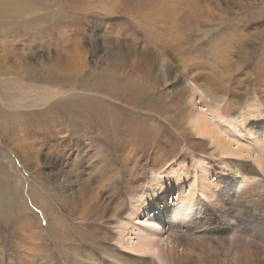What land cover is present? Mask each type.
Masks as SVG:
<instances>
[{"label": "rangeland", "instance_id": "374dc122", "mask_svg": "<svg viewBox=\"0 0 264 264\" xmlns=\"http://www.w3.org/2000/svg\"><path fill=\"white\" fill-rule=\"evenodd\" d=\"M104 1L0 0V65L4 66L0 69V120L13 118V114V119H17L25 112L41 110L43 106L38 103H55L65 98L66 94L50 97L51 87L47 92L36 91L27 89L26 84H34V88L51 84L45 76L58 73L57 59L71 58L75 53L84 57L87 65L84 75L66 81L72 84L68 95L84 93L110 103L104 88L97 86L102 82L107 85L110 72L113 75L109 69L113 56L108 48L118 43L125 45L123 53L127 57L123 58L127 67L117 84L133 82L136 74L150 67L157 79L154 96L162 95L159 103H152L153 93L147 89L146 99L135 108L134 95L123 93L128 100L111 103L112 108L123 106L125 110L120 125L110 127L104 122L106 127H98L91 121L93 116L79 123L70 137V131L62 133L52 124L64 117V103H58L53 117L39 125L28 128L13 120L12 128H0V168L7 166L8 179L16 188L22 186L19 197L28 201L36 216L32 223L25 221L24 211L0 216V251L4 252L0 253V264H160L154 251L138 255L130 248L136 241L131 224L140 218L143 227L148 226L143 223L148 216L142 220L141 209L148 207L147 202L153 197H174L170 201L174 203L183 199H176L182 191L194 208V217H203L206 211L213 210L212 203L221 207L219 190H228L231 195L236 188L239 192L247 183L259 181L264 194V173L257 163L261 149L252 141L253 105L260 103L264 109V0H217V12L221 8L226 17L224 23L216 22L203 38L186 36L181 47L173 41L176 47L171 44L166 49L162 43L170 37L167 24L156 29L157 35L154 23L145 22L143 16L129 19L98 11ZM113 2L107 1L110 9ZM235 27L255 37L249 41L245 54L235 45L232 54L227 53L229 49L222 50L227 46L224 35L235 36ZM121 62L124 63L122 59ZM9 68L16 73L10 75ZM17 72L24 80L13 83ZM82 80L91 89L82 85ZM216 96L228 100L233 110L222 113L226 102L216 101ZM201 109L213 121L211 133L194 128L193 121ZM166 115L175 119L168 121ZM239 115L247 120L244 126L251 133L250 139L236 131L234 139L228 136L233 125L230 122ZM260 126L255 134L263 142L264 119ZM164 130L167 134L161 137ZM176 137L181 141H176ZM75 138L76 143L69 144ZM230 140L235 147L232 151L240 146L235 150L238 153L224 149ZM4 148H13V152ZM29 149L32 156H28ZM20 162L38 181L21 182V173L14 170L15 166L22 170ZM219 181L236 186L224 189L228 186H220ZM30 191L37 192V198ZM210 216L218 225L219 215L213 212ZM126 220L128 229L123 231ZM162 221L165 224L169 220ZM62 232L63 239L56 238ZM71 242L74 244L68 248ZM43 249H48L47 259L41 256Z\"/></svg>", "mask_w": 264, "mask_h": 264}, {"label": "bare ground", "instance_id": "6f19581e", "mask_svg": "<svg viewBox=\"0 0 264 264\" xmlns=\"http://www.w3.org/2000/svg\"><path fill=\"white\" fill-rule=\"evenodd\" d=\"M107 1L108 0H105L104 4L100 3V5L98 6V11L102 10L106 11L107 13L119 14L121 15V17L125 16L128 18L132 16H143L145 22L154 23L153 28L155 29L157 35L158 32L156 29H158L162 24H167L169 26L168 34L170 37L167 38L166 41H163L162 45H165L162 46V48L164 49L169 48L171 44H174L172 43L173 41L179 43V46L181 47V43L185 40V38H187L186 36H188V38L196 39H200V37L203 38L205 37L206 33L212 31L213 27H215L216 25V22L217 24L218 21H223L224 23V19L226 18L222 13L221 8L217 12V0H115V2L110 0L111 2H113L111 9L107 4ZM117 2H120L119 6L117 5ZM87 10L88 9H85L84 11ZM181 13L185 15H183V18L180 16L182 15ZM252 18L253 15L251 16V19ZM180 27L184 31H180ZM233 33L235 34V36H233L232 34L228 36L227 33L224 35V38H226L227 46L222 47V50L227 51L229 49L227 53L230 52L232 54V51L234 50L232 45H235L238 50L243 51V53L245 54L249 45V41L255 37L253 35H247L245 32L240 31L239 28H236ZM175 47L176 43L174 44V48ZM108 49L109 54L111 53V55L113 56L111 59L112 62L108 60L112 63L109 69L112 71L113 75L110 72L109 75L111 78L107 85L102 82L100 86L97 87L100 89L104 88L103 92L107 98L111 99L110 103L106 104L103 102H99L97 99L89 97L84 93L68 95V92H72L70 91V86H72V84L70 85L66 81L73 80L75 78V75H84L85 67L87 65L84 57L76 56L77 53H75V56H72L71 58L62 57V59H57V62L60 63L58 73L54 72L51 75L45 76V80L51 84L37 86L36 88H34V84H26L28 85L27 89H34L36 91L47 92L51 87L50 97H58L65 94L67 96L65 98H62L63 96H61L62 99L59 102L55 103H38L37 106H43L41 110L30 111L29 113L25 112L18 116L17 119H13L16 116L15 114H13V118L2 119L0 120V128L4 131L9 129V126L11 125L13 120L14 122H16L15 124L23 125L24 127L28 128L32 127L35 123L39 125L40 123H43L46 118H49V116L50 118L53 117V114L58 111V103H64V117L53 120L52 124L54 127H59V130L62 133H68L67 131H70V133H68V137H70L71 134L75 132V128L79 127V123L84 122L93 116L94 117L91 119V121L95 122L98 127H106L104 122L108 123L110 127L120 125L125 117V115H123L125 113V110H123V106H121L122 103L121 105L119 104L121 107L113 106V108L111 107V103L115 104L120 102V100H128L124 97V95H122L123 93L128 92L131 95H134L137 101V103H135L134 105L135 108H139L140 104L144 102V99H146L147 89L153 93L152 99L154 100H151L152 103H159V99L162 98V95L160 94L159 97L154 96V90H156L157 80L154 74V70L150 67H147L144 72L140 71V74H136L133 82L117 84L121 76H123V72L127 67V63L124 62L125 58H123V55H125L123 53L125 45H122V43H118L114 47H110ZM115 59H117L119 62H114ZM121 59L124 63L121 62ZM2 68H4V66L0 65V69ZM133 68L135 69V67ZM13 73H16L14 68H9V74L12 75ZM17 73L18 75L14 76L11 82L16 83V81L24 80L21 72ZM84 78L87 79V77L85 76ZM40 79H43V77H41ZM52 82H55L53 86H51ZM82 82L84 83L82 85H86V87L91 89V85L88 82H84L83 80ZM33 83L36 82L33 81ZM152 83V87L146 86ZM20 86L22 89L23 87H25V85ZM135 89H137L138 91H135ZM0 95L2 96V94ZM119 96L121 98H124L121 99ZM43 98L44 97H42L40 100H42ZM221 100L223 99H221L220 96H216V101ZM223 101L226 102V105L222 109V113L230 112V110H233L231 103H227L228 100L224 99ZM261 106L263 105H261L260 103H255L253 105L252 141L254 145L259 144V148L261 149V153L258 154L259 158H257V163L262 168V173H264V141L261 142L259 138L261 136L255 134L260 131L256 129L261 128L260 125L262 123V120L264 119V109L261 108ZM226 107L227 111L225 109ZM196 116L197 117L193 121L194 128L197 131H205L207 134L211 133L210 124L213 121L210 120L208 115L201 109L200 111H198ZM249 117L250 116H248V119H250ZM165 118L168 121H172L175 119L173 116L167 115ZM245 122H247V120L245 116L242 115H239L230 122L233 124V127L235 126V129L231 126V130L229 129L228 131V136H231V140L234 139L232 137L235 136L234 134L236 132L242 135V137L250 139L251 133H249L245 129ZM216 124L219 128V131H221L222 127L219 125V123ZM12 126L13 124L10 126V128H12ZM107 130H109V128H107ZM261 132L262 134H264L263 130H261ZM165 133L167 134V130L163 131L161 137H164ZM76 140L77 139L75 138L74 140L69 141V144L76 143ZM178 140L181 141V139L176 137V141ZM231 140L229 142H226L225 146L223 147L224 149L235 153L237 152L235 150H239L240 146L232 151L233 145ZM8 150L11 151L13 150V148H9ZM31 152L32 151L29 149L28 156H32ZM20 163L22 170L19 171L16 166L13 167L15 168L14 170L18 171V173H21V182H28L30 184L31 182L36 181L38 177L32 176L33 172L28 171V169L24 168L25 164H23L22 162ZM23 168L24 170H26L25 172H23ZM254 170L262 174L259 169L255 167ZM234 175L236 176L237 173H234ZM227 182L229 184H226ZM219 183L220 186L222 183L223 185L228 186L224 187V189H232V185L236 186V184H232L229 181H219ZM261 183H259V181L247 183L245 185V188L241 189L239 192H237L236 188V192L231 195V192H229L228 190H219L218 199L222 202L221 207H216L217 205L212 203L210 205V208H212L213 210H208V212L206 211L205 216L203 217H194L196 215L193 213L194 208L188 204V197L186 198L185 196L184 198V195L180 193L182 191L179 192V196L176 199L180 198V196L183 199L174 203L170 202L174 201V197L172 198V200L167 198L157 199L152 195L153 198L148 201L149 203L147 202L148 207L141 209V213L143 216L142 220L145 219V215L148 216V219L143 222L144 224L146 222L148 226L143 227L142 222L139 221L140 218L136 219L137 221L134 223V225L133 223L131 224V229H133L132 232L135 233L134 239H136V241L132 242L133 244L132 246H130V248L138 255H146L149 251H154V256L157 257L160 264H264V194L260 192V188L262 187ZM14 184L15 183H12L11 180L8 179L7 166L4 165L2 168H0V216H4V213L9 214V212H14V210L17 213L19 211H24L25 221H31L30 223H32L36 218L35 212L26 199H23V197H19V195H21L20 189H22V186L16 188ZM18 185L20 184L18 183ZM238 187L241 188L240 185H238ZM14 188L16 190H14ZM32 190L34 189L32 188ZM30 192L33 197L37 198L35 194L37 192ZM170 192L173 193L171 190H169V193ZM206 193V195L209 194L207 191ZM16 194H18V198L16 197ZM161 196L164 197L165 195L161 194ZM211 197L212 196H210V198ZM39 206L40 208H43L41 205ZM152 212L153 215H151ZM213 212L218 214L220 217V220L217 219L218 225H214L212 222L210 214H213ZM162 220L169 221L168 223L163 224ZM127 221L129 220H126V222L123 223L125 225L122 226L125 227L122 228L123 231H126V229H128ZM48 224L50 225L51 222H48ZM156 225H158L159 228L156 227ZM64 233L65 232L58 233L56 238L60 237L61 239H63ZM144 234L146 236H144ZM121 239H123V237H121ZM125 240L127 242V239ZM73 244L74 243L72 242L71 244L69 243L68 248H71ZM58 246L60 247V249H62L60 245ZM73 248L79 250L78 247ZM0 253H2V255L4 254V252L2 251H0ZM40 253L41 256L48 257L47 253L49 252L48 249H43L40 251ZM1 258H3V256H0V259ZM152 263L158 264L155 262Z\"/></svg>", "mask_w": 264, "mask_h": 264}]
</instances>
